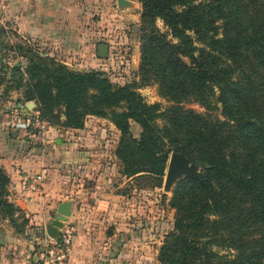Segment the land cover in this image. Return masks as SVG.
<instances>
[{
    "label": "trees",
    "instance_id": "trees-1",
    "mask_svg": "<svg viewBox=\"0 0 264 264\" xmlns=\"http://www.w3.org/2000/svg\"><path fill=\"white\" fill-rule=\"evenodd\" d=\"M139 2L138 71L174 102L164 111L136 83L118 86L100 70H74L22 45L26 64L1 67L0 84L6 95L22 90L17 102L34 101L50 125L82 129L87 116L109 119L121 133L116 156L126 178L148 174L160 186L173 151L204 166L173 190L161 264H264V0ZM190 99L208 113L185 108ZM10 181L0 167V218L23 233L29 218L8 200Z\"/></svg>",
    "mask_w": 264,
    "mask_h": 264
},
{
    "label": "crops",
    "instance_id": "crops-1",
    "mask_svg": "<svg viewBox=\"0 0 264 264\" xmlns=\"http://www.w3.org/2000/svg\"><path fill=\"white\" fill-rule=\"evenodd\" d=\"M79 1L0 0L4 27L11 25L24 38L55 45L65 58H88L95 45L93 38L105 34L100 28L110 25L88 27L81 13L89 0ZM128 1L132 6L125 8L118 6V0L91 5L97 12L125 13L130 22L133 17L137 22L140 10L137 15L131 10L141 8V4L139 0ZM5 106L0 108V167L11 179L8 200L25 212L30 226L19 233L9 219L0 218V264H33L48 241L45 225L54 218L58 205L67 200L73 201L65 228L72 235L67 264H136L134 206L128 194L111 189L113 168L109 172L110 166L96 161L97 156L106 154L101 153L103 146L92 134L93 125L101 118H89L82 129L49 124L42 136L14 126L25 109L28 115L37 114L36 104ZM34 178L38 180L32 190Z\"/></svg>",
    "mask_w": 264,
    "mask_h": 264
},
{
    "label": "rangeland",
    "instance_id": "rangeland-1",
    "mask_svg": "<svg viewBox=\"0 0 264 264\" xmlns=\"http://www.w3.org/2000/svg\"><path fill=\"white\" fill-rule=\"evenodd\" d=\"M76 1L80 2L79 0ZM90 1L86 2V7L81 13V18L84 17L82 21L84 20L88 27H96L97 25L99 27V24H101L104 27L110 25V28H100L101 30L103 29L102 32L105 34L95 35V38H93L95 45H93L92 54L84 59H77L74 56L65 58L63 57L64 53L61 49L55 48V45L47 46L40 42H34L29 38H24L11 25L5 28V14L0 8V70L1 67L5 66H24L26 64L24 57L26 51L17 49L18 45H22L24 48H32L41 55H49L48 53L51 52L57 54L59 57L53 58L74 70H100L113 84L118 86L136 83L138 86L137 91L142 95L144 100L149 104L159 103L162 111L174 104L173 101H170L160 94L157 83L143 84L141 76L139 75L138 69L141 58L142 35L141 8L131 10V14L133 15H137L140 10V16L137 22L135 17L130 22L125 13H119L118 16L109 10L97 12L91 4L101 3L102 0ZM156 24L162 32H167L166 26L160 19L157 20ZM100 43H106L110 47L109 56L106 58L99 57L97 54V45ZM6 85V82H1L0 84L1 109H6L5 105L9 104L18 105L17 99L22 97V90L16 89H11L8 95H6ZM11 85H13L12 82ZM20 105L23 104L20 103ZM182 105L187 109H193L201 114L208 113V110L194 99H190L182 103ZM212 114L222 118L220 110L212 111ZM92 117L91 115L87 116L86 122ZM98 119L100 121H97L93 125L95 130L92 134L96 137V141H99L98 145L103 146L101 153L106 154L97 156L96 161L101 165L104 163L110 166L109 172L113 168L111 189L121 194H128L130 204L134 206L135 212L132 219V229L137 240L134 253L137 257L136 264H161L158 259L159 248L166 234L173 229L175 221V210L170 206L173 190L177 182L181 179L198 177L203 171L204 166L200 163H191L187 156L182 153L185 156V162L181 164L179 172L173 174L169 168L170 158L173 153L179 154V152L173 151L169 155L160 186L157 185V178L148 174L130 178L128 182L126 181L128 178L120 173V162L116 156V149L120 141L121 133L109 119L102 117H98ZM158 123L162 125L163 120L159 119ZM111 125H113V128H110ZM130 131L138 137L141 130L133 122ZM114 182L117 183L113 185ZM1 224L3 222H0Z\"/></svg>",
    "mask_w": 264,
    "mask_h": 264
},
{
    "label": "built area",
    "instance_id": "built-area-1",
    "mask_svg": "<svg viewBox=\"0 0 264 264\" xmlns=\"http://www.w3.org/2000/svg\"><path fill=\"white\" fill-rule=\"evenodd\" d=\"M14 126L17 129H23L33 134H41L44 136L48 129L49 124L42 121L38 114L28 115L16 120ZM38 178H34L30 185V188L34 190L36 188ZM72 235L67 229H63L60 236L57 239L48 237V241L42 250L39 257H35L36 264H67Z\"/></svg>",
    "mask_w": 264,
    "mask_h": 264
},
{
    "label": "water",
    "instance_id": "water-1",
    "mask_svg": "<svg viewBox=\"0 0 264 264\" xmlns=\"http://www.w3.org/2000/svg\"><path fill=\"white\" fill-rule=\"evenodd\" d=\"M118 6L120 8L130 7L132 6V3L128 0H118ZM98 54L99 57L102 58L108 57L109 45L106 43L99 44ZM29 104L35 105L34 102H29ZM183 162H185V156L182 153H173L169 162V168L171 173L177 174ZM72 204L73 201L67 200L61 202L58 205L54 218L45 225V233L48 237L57 239L60 236L62 230L66 228V222L69 216L71 215Z\"/></svg>",
    "mask_w": 264,
    "mask_h": 264
}]
</instances>
